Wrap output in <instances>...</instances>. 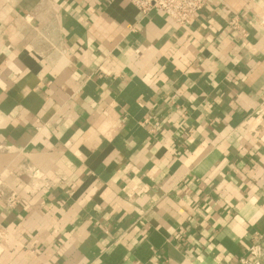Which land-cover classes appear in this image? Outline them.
Here are the masks:
<instances>
[{"label":"crops","instance_id":"crops-1","mask_svg":"<svg viewBox=\"0 0 264 264\" xmlns=\"http://www.w3.org/2000/svg\"><path fill=\"white\" fill-rule=\"evenodd\" d=\"M0 146V264L264 262V0H0Z\"/></svg>","mask_w":264,"mask_h":264},{"label":"built area","instance_id":"built-area-1","mask_svg":"<svg viewBox=\"0 0 264 264\" xmlns=\"http://www.w3.org/2000/svg\"><path fill=\"white\" fill-rule=\"evenodd\" d=\"M135 6L142 14L151 10L160 11L170 18L176 25H188L205 5V0H127ZM230 26H236V19L232 18ZM134 29L135 26H131ZM261 110L258 109V112ZM8 148V146H6ZM2 149V146H0ZM27 176V184L31 192L44 190L54 184L47 172L35 164H28L24 170ZM0 200L7 208L15 207L21 200L20 194L9 187L0 176ZM250 258L242 257L239 259L240 264H264L260 261V253L257 244L249 247ZM187 264H194L188 261Z\"/></svg>","mask_w":264,"mask_h":264}]
</instances>
